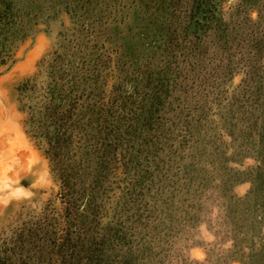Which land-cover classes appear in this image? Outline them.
Returning <instances> with one entry per match:
<instances>
[{
  "label": "rangeland",
  "instance_id": "1",
  "mask_svg": "<svg viewBox=\"0 0 264 264\" xmlns=\"http://www.w3.org/2000/svg\"><path fill=\"white\" fill-rule=\"evenodd\" d=\"M0 6V264H264V0Z\"/></svg>",
  "mask_w": 264,
  "mask_h": 264
},
{
  "label": "clouds",
  "instance_id": "2",
  "mask_svg": "<svg viewBox=\"0 0 264 264\" xmlns=\"http://www.w3.org/2000/svg\"><path fill=\"white\" fill-rule=\"evenodd\" d=\"M234 2H238V0H234ZM256 13H252V17L253 19L256 18ZM199 231L201 232L202 234V237L205 238L206 240L208 241H213L215 239L214 235L208 231V225L207 224H204V225H201ZM231 246V242H229L228 244L225 245V248L227 247H230Z\"/></svg>",
  "mask_w": 264,
  "mask_h": 264
},
{
  "label": "trees",
  "instance_id": "3",
  "mask_svg": "<svg viewBox=\"0 0 264 264\" xmlns=\"http://www.w3.org/2000/svg\"><path fill=\"white\" fill-rule=\"evenodd\" d=\"M5 18V13L3 12L2 7L0 6V21H2ZM0 49H1V44H0ZM3 51H0V59H1V54Z\"/></svg>",
  "mask_w": 264,
  "mask_h": 264
}]
</instances>
